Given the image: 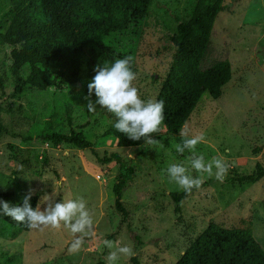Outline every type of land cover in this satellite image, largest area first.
I'll list each match as a JSON object with an SVG mask.
<instances>
[{"label":"rangeland","instance_id":"rangeland-1","mask_svg":"<svg viewBox=\"0 0 264 264\" xmlns=\"http://www.w3.org/2000/svg\"><path fill=\"white\" fill-rule=\"evenodd\" d=\"M195 1L150 0L131 65L137 75L134 86L143 100H157L176 52L178 27L189 18ZM224 4L212 30L211 56L230 62L232 78L219 100L203 95L186 124L189 137L205 136V142L197 145L198 154L228 163L223 182L206 179L180 202L176 213L171 194L183 190L169 181L166 169L181 161L190 168V153L175 151L180 135L164 131L152 135L160 145L119 148L104 137L115 116L98 104L96 113L88 112L83 87L73 97L48 89L15 98L24 105L26 135L35 139L51 129L74 130L92 147L0 138V200L32 190L43 210L45 194L54 202L82 197L92 215L95 236L85 237L77 252L69 251L74 236L63 228L30 229L14 240L0 236V264H107L111 250L104 246L105 239L133 248L135 255L121 256L117 264H174L211 224L248 230L264 249V176L255 184L236 181L253 174L257 164L264 165V0H224ZM8 52L0 43V69L8 65ZM6 79L3 99L14 86L11 76ZM112 153L135 168L121 202L140 245L114 210L113 186L119 170L114 162L99 161Z\"/></svg>","mask_w":264,"mask_h":264},{"label":"trees","instance_id":"trees-1","mask_svg":"<svg viewBox=\"0 0 264 264\" xmlns=\"http://www.w3.org/2000/svg\"><path fill=\"white\" fill-rule=\"evenodd\" d=\"M149 3L150 0H0L3 10L0 43L9 49L8 65L0 69V138L9 136L24 144L37 141L53 146L69 144L78 149L91 148L83 134L74 130L51 129L35 139L26 135L27 121L21 116L24 105L15 98L48 89L73 97L82 87L87 97V85L96 75L98 64L110 67L117 59L131 57L132 65ZM225 8L224 0H196L189 18L178 27L176 52L157 97L164 101L165 132L169 135H179L203 95L219 100L232 78L230 62L211 56L212 30L217 16ZM7 75L12 77L14 86L11 95L3 99ZM97 99L93 92L92 102ZM115 122L116 119L108 125L104 137L110 138L117 147H137L145 143L118 132L113 126ZM99 161L114 162L119 170L113 186L114 210L121 215L132 240L140 245V238L132 230L128 211L121 202L122 192L131 182L135 168L118 153ZM263 176L264 165L257 164L253 174L239 176L236 181L241 185L255 184ZM194 190L171 194L176 213L180 211V202ZM26 195L18 192L5 201L14 206L22 205ZM38 201V196L32 195L33 208ZM28 231L29 228L0 214V236L14 240ZM174 264H264V249L248 230L211 224Z\"/></svg>","mask_w":264,"mask_h":264},{"label":"clouds","instance_id":"clouds-1","mask_svg":"<svg viewBox=\"0 0 264 264\" xmlns=\"http://www.w3.org/2000/svg\"><path fill=\"white\" fill-rule=\"evenodd\" d=\"M95 72L93 80L87 85V111L96 113L98 104L115 116L116 122L113 126L118 132L133 141L143 140L149 145H160L152 134H161L166 130L164 101H145L141 98L138 88L134 86L137 75L131 69V57L117 59L110 67L98 64ZM93 92L98 98L95 104L91 100ZM179 135L181 139L175 145V151L180 155L186 151L190 153L187 157L190 168L185 166L183 161L169 165L166 169L169 181L174 182L185 193H191L193 189L199 190L208 178L214 177L223 182L228 173V163L218 157L206 160L203 154L196 151L197 145L205 142V136L199 134L189 137L187 125L181 129ZM190 169L195 170V176ZM32 195L30 190L23 198L22 205L14 206L0 200V214L33 230L63 228L70 231L74 236L70 252L79 251L85 237L95 236L93 218L82 197L54 202L52 197L45 194L43 204H46V207L41 210L39 203L35 208L32 207ZM103 244L111 250L106 257L107 264H117L121 256L135 255L132 247L121 246L119 241L105 239Z\"/></svg>","mask_w":264,"mask_h":264}]
</instances>
